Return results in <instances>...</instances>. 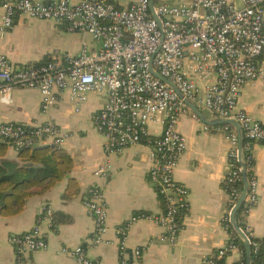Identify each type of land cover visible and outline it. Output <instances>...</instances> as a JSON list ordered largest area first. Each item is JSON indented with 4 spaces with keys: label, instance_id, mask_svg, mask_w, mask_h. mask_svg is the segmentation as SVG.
Here are the masks:
<instances>
[{
    "label": "built area",
    "instance_id": "obj_1",
    "mask_svg": "<svg viewBox=\"0 0 264 264\" xmlns=\"http://www.w3.org/2000/svg\"><path fill=\"white\" fill-rule=\"evenodd\" d=\"M121 7L107 0H1L0 31L13 28L16 17L64 21L69 30L88 32L99 47L85 44L74 56H57L46 62L16 66L0 52V99L11 100L14 88H34L42 94L46 112L58 92L69 89L77 102L90 92L104 95L95 115V125L105 137V161L94 171L106 180L112 170L109 155L150 139L151 122H159L162 133L151 139L153 163L150 177L164 204L160 213L138 212L115 228L119 236L121 264H131L127 256L128 233L137 221L146 219L166 230L164 239L176 244L181 231V216L188 207L189 189L175 177L187 139L179 129L181 116L189 110L185 98L215 118L236 120L243 137L240 157L239 135L231 124H221L231 140L230 196L223 224L228 240L215 252L204 256L202 264H247L244 238L234 227L231 214L245 187L241 160L245 163L248 189L235 219L250 240L252 264H264V240L255 238L245 217L257 205L258 181L254 174L253 145L264 143V121L238 107L243 88L262 79L260 57L264 52V0H242L238 6L228 0H158L154 13L150 0H129ZM155 15L157 17H155ZM160 73L182 92L162 80ZM206 84L200 85L199 81ZM0 139L9 140L17 150L39 144L43 139L62 144L60 129L52 120L34 128L22 123L0 120ZM250 172V175H249ZM84 205L94 219V243L104 240L110 227L104 183L89 188ZM52 218L50 207L45 208ZM238 218H240L239 223ZM10 243L16 252V264H31L25 256L47 248L40 224L22 234H12ZM76 264H96L83 245L65 247ZM134 255L141 256V248ZM234 257L236 261H233Z\"/></svg>",
    "mask_w": 264,
    "mask_h": 264
},
{
    "label": "crops",
    "instance_id": "obj_2",
    "mask_svg": "<svg viewBox=\"0 0 264 264\" xmlns=\"http://www.w3.org/2000/svg\"><path fill=\"white\" fill-rule=\"evenodd\" d=\"M107 1L121 7L130 3L129 0ZM178 1L167 0L171 3ZM228 1L243 5L242 0ZM85 44L91 50L99 47L91 34L71 31L64 21L25 15H18L13 28L7 32L0 31V52L16 66L42 63L57 56H74ZM260 65L264 71V52ZM199 84L204 85L206 81L201 80ZM104 100L103 94L90 92L85 101L77 102L70 90L65 89L58 92L57 101L44 112L42 94L38 89L17 87L13 89L9 102L0 99L1 121L22 123L29 128L49 120L55 122L64 138L61 145L73 161L67 177L42 193L29 196L19 213L6 216L0 212V264H16V252L9 237L25 233L37 223L41 225L48 246L25 256L31 264H76L63 248L78 245L85 246L96 264H121L119 236L115 228L132 214L164 210L157 184L149 173L154 153L151 139L159 136L163 129L159 122L150 123V139L108 156L112 170L106 180L95 176V169L106 158L105 137L95 125V115ZM238 107L264 121L261 78L245 85ZM199 110L208 118H215L208 110ZM220 125L205 123L191 108L181 116L179 129L187 139V147L179 159L175 177L188 187L189 195L188 207L180 220L178 240L172 245L164 239L166 230L162 226L151 220L137 221L130 228L127 240V256L131 264H202L204 256L215 252L228 240L229 232L223 218L230 204L226 184L232 144ZM46 143L50 140L43 139L36 145ZM253 155L259 199L245 221L255 238L264 240V143L253 145ZM2 159L13 166L24 162L11 145ZM72 181L75 187H71ZM96 183H104L110 227L99 243L92 241L95 222L84 205L89 188ZM48 207L52 210V218L45 211ZM238 221L240 223V218ZM135 248L142 250L139 258L133 253ZM233 261H236L235 257Z\"/></svg>",
    "mask_w": 264,
    "mask_h": 264
},
{
    "label": "trees",
    "instance_id": "obj_3",
    "mask_svg": "<svg viewBox=\"0 0 264 264\" xmlns=\"http://www.w3.org/2000/svg\"><path fill=\"white\" fill-rule=\"evenodd\" d=\"M9 145L12 146L9 140L0 141V212L6 216L19 213L29 196L42 193L67 177L73 163L61 144L46 143L20 147L18 156L24 162L13 166L2 159ZM71 187H75L74 181Z\"/></svg>",
    "mask_w": 264,
    "mask_h": 264
},
{
    "label": "water",
    "instance_id": "obj_4",
    "mask_svg": "<svg viewBox=\"0 0 264 264\" xmlns=\"http://www.w3.org/2000/svg\"><path fill=\"white\" fill-rule=\"evenodd\" d=\"M154 5H155V0H150V8L152 10V12L154 13ZM155 17H157L155 15ZM154 74L157 75L159 78H161L162 80L164 81H167L169 82L175 89V91L177 92V94L180 96V97H183V94L182 92L179 90L178 87H176L173 83H171L168 79H166L164 76H162L160 73L154 71ZM185 102L189 105V107L207 124H213V125H216V124H231L233 125L237 132H238V135H239V142H238V145H239V150H240V157H241V152H242V147H243V137H242V133H241V127L239 125V123L236 121V120H233V119H222V118H208L207 116H205L200 110L199 108L193 103L191 102L189 99L185 98ZM241 164L243 166L242 168V173H243V179H244V187H245V190L241 196V198L239 199L237 205L235 206V208L233 209L232 211V214H231V218H232V223L234 225V227L241 233V235L243 236L244 238V246H245V250H246V255H247V264H252V247H251V243H250V240L247 238V236L245 235V233L241 230L238 222L236 221L235 219V214L237 212V209L241 206V204L243 203L244 201V198H245V194H246V191L248 189V178H247V172L245 170V163L241 160Z\"/></svg>",
    "mask_w": 264,
    "mask_h": 264
},
{
    "label": "rangeland",
    "instance_id": "obj_5",
    "mask_svg": "<svg viewBox=\"0 0 264 264\" xmlns=\"http://www.w3.org/2000/svg\"><path fill=\"white\" fill-rule=\"evenodd\" d=\"M165 1H167V0H165Z\"/></svg>",
    "mask_w": 264,
    "mask_h": 264
}]
</instances>
